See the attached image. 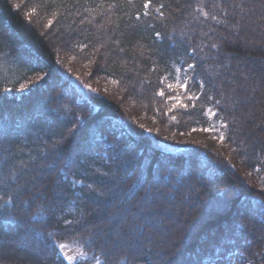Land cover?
Here are the masks:
<instances>
[{
    "label": "trees",
    "instance_id": "trees-1",
    "mask_svg": "<svg viewBox=\"0 0 264 264\" xmlns=\"http://www.w3.org/2000/svg\"><path fill=\"white\" fill-rule=\"evenodd\" d=\"M33 3L31 14L0 0V106H6L0 114V236L6 235L0 242V264H155V248L148 241L155 240L158 226L153 213L166 210L169 190L175 201L189 204L186 191L213 198L215 205L209 199L207 207L213 211L192 218L193 232L178 254L171 248L169 262L208 264L202 261L203 250L210 249L219 256L239 251L261 263L264 254L254 253L264 251L258 236L264 234V186L242 181L236 166L202 144L170 150V135L139 129L122 100L131 97L168 132L220 120L227 125L225 146L236 149L239 165L249 170L264 165V135L257 144L253 121L245 118L255 105V114L264 113V0ZM35 18L41 19L42 28ZM52 33L72 55V64L80 69L89 64V71L106 81L105 91L78 89L84 95L79 100L64 85L41 92L66 74L56 63ZM25 54L45 64L44 75L23 60ZM190 64L195 77L185 93V107L176 108L168 119L164 79ZM42 76L19 100L7 96L5 89L16 92L21 83ZM66 81L75 87L71 78ZM17 100L24 106L21 118L11 105ZM209 109L216 111L215 121ZM44 161L52 165L35 168ZM36 170L40 176H25L19 187L20 177ZM37 183L43 186L35 191ZM230 187L235 191L224 201ZM157 194L164 200H157V208L148 207L145 202ZM250 200L257 202L254 210L247 205ZM124 214L126 224L112 235ZM100 224L106 232L89 230ZM136 227L139 243L134 241L139 235L129 239L126 234ZM222 232L227 238L223 247L209 248L210 240H222ZM61 244L80 248L81 255L70 263Z\"/></svg>",
    "mask_w": 264,
    "mask_h": 264
},
{
    "label": "rangeland",
    "instance_id": "rangeland-1",
    "mask_svg": "<svg viewBox=\"0 0 264 264\" xmlns=\"http://www.w3.org/2000/svg\"><path fill=\"white\" fill-rule=\"evenodd\" d=\"M12 3L16 4L17 6H21L20 8L22 10H27V12H32L35 13V5H34V0H10ZM31 13V14H32ZM36 20H34L35 25H38L39 28H42V22L40 18H35ZM39 23V24H38ZM44 28V27H43ZM4 29L2 27H0V31H3ZM44 30V29H43ZM52 37H54L55 39V50H56V63L60 66H63V68L66 71L63 70L62 73L65 74L63 75V77L59 76L56 81L57 83H62V80L65 82L64 83V88H66V90L68 91V93L71 95H76V97L79 99H81L84 95L82 93H80L79 90H84L85 92L88 93H98L101 90H106V81L101 78L99 75L97 74H93L91 71H89L88 69V65L86 64L83 68H78V66H76V63L72 64V55H70L68 52H66L62 45L61 42H59V37L58 36H54L52 33ZM27 57H26V56ZM24 56H22L23 60H30V62L33 63V66H35V69H38L39 73H43V70L46 68L44 63H40L38 61V59L36 57H30V55L25 54ZM192 65V64H190ZM11 66V65H10ZM13 68V67H12ZM14 68H16V66H14ZM71 76H69V75ZM66 77L71 78L74 83H75V87L72 83H69L68 81H66ZM194 68H189V65L184 66V67H178L175 76L172 78H168L166 77L164 79V87L166 88L165 90V94H164V99L167 102V106H169L168 110L166 111V116L169 118H171V116L174 113V110L176 108L179 107H185V102H184V96L185 93L187 92V90L189 89L190 85L192 84V81L194 79ZM43 79L42 77H38L37 79H33L32 83L30 84H24L21 83L19 88L17 89L16 92H11L10 88L9 89H5L7 90V96L12 97L11 100L14 99H20L21 95L23 93H27L29 92L31 89H34V87H36V85L38 83L41 82V80ZM66 83H69L67 85H65ZM58 84V86H60ZM183 84H187V90H185L184 87H182ZM63 85V84H62ZM63 87V86H60ZM38 88V87H37ZM41 88V87H40ZM77 88V89H76ZM39 89V88H38ZM131 97H129V100L123 99L122 100V108H124L123 110H127L129 111L131 114L130 116L133 118L134 120V124L139 128V129H145L146 132L148 133H155V134H168L171 137V143H169V147L173 148L174 150H181L183 148H185L186 146H190L191 148H194L196 146H199L200 144L204 145L206 148H208V150L217 155L218 158L222 161H226L229 165H233L236 166L238 168L239 173H241V180H245V181H253L254 183H257L258 186L262 187L264 186V165H258L255 168H252L249 170V168H244L241 165H239V161L238 159H236V157L234 156V151L236 149L230 147V146H225L226 140V135H227V125L218 120L216 122L213 123L212 126H206V127H192L189 128L188 130H174L172 132H168L167 130H164V125L162 123H160L159 119L155 122V119H152L151 117H149L148 115L144 114V111L142 112L140 110V108L134 103H132V100L130 99ZM18 100L16 102L12 101L11 105L12 107H14V114L16 116H18L19 118L22 117L21 112H23V102L21 104V102H18ZM257 108L259 107L258 105H255ZM6 106H0V114L3 112V110L5 109ZM255 108L250 109L248 113H246L245 118L253 121L255 130L257 131V135L255 134V137L253 140H255L257 142V144L260 142L259 139H261V135H264V133H261V126L262 124H264V113L260 114L256 113L255 114V110L257 109ZM208 114L211 118L212 121H215L216 119V111H213L211 109H209ZM167 119V120H168ZM163 125V126H162ZM195 129V131H194ZM204 129H209V131H204ZM161 132V133H160ZM221 137H223V139H221ZM241 142V141H240ZM241 143H244V141H242ZM245 144V143H244ZM248 144V143H247ZM29 150H32L31 148H28ZM33 149L37 150V146H35ZM42 148H40L41 150ZM27 150V149H26ZM263 156V152L261 153ZM34 155V154H33ZM261 156V158H262ZM36 157V156H35ZM35 160V158L31 159ZM264 160L263 158L261 159V161ZM264 164V163H263ZM52 165V162H43V163H38L35 165L36 169H45L49 166ZM33 167V166H32ZM40 170H36L33 173H30L29 175H23V177H20V184L19 187L22 186V182L21 180H24V177L26 176V178L28 180L32 179V175L36 174L37 176H40L39 173ZM56 174V171H54V175ZM8 176V174H6ZM7 178V177H6ZM38 185L35 188V191H37V188L39 189L40 187L43 186L42 183H37ZM17 185V186H18ZM58 187H56L57 189ZM170 189L173 190V188L171 186H169ZM166 191L168 189H165ZM170 193H168V199L167 201H165L162 198L161 194H157L155 197L153 198H149L145 203L147 204L148 207H153V208H157V200L159 201H163L164 203L167 205L166 210H161L160 212H156L154 211L153 213V218L157 219L156 222H158V226L157 229H154V238L155 240L151 242V240H148L150 243H153L152 247L154 246L156 253L162 252L163 250H166L167 252V256L164 257L162 260H160L158 257L156 259H154L155 264H167V259L169 256H171V252L173 248L175 251V253L178 254L179 251L182 250V246H185V242L187 240V237L189 234H191L193 232V228H194V223L192 222V218H195V215L199 212H212V206L209 205L208 203L210 202V200H212L213 198H206L205 195H200V197L195 193H189V192H184V198H185V202H190L189 204H186L184 202L181 201H175L174 200V194L173 192H171L169 190ZM218 194V193H217ZM34 195V194H32ZM182 195V196H183ZM193 195V196H192ZM232 196V194H231ZM230 196L226 195V198L224 199V201L229 200ZM191 199V200H190ZM193 199V200H192ZM210 199V200H209ZM192 201H194V204H192ZM214 200L211 201V204L213 206L214 205ZM223 201V200H222ZM192 204V206H191ZM251 206L250 209L254 210L253 208H255V206L257 205L256 201H248L247 205ZM116 210V211H115ZM114 212L120 213V211L118 209H115ZM117 213H114L112 215H110V221H112V219H114L115 215ZM254 214H257V212L255 211ZM160 216V217H159ZM85 216H83L84 218ZM87 217V216H86ZM162 217H164V222L160 223L163 221ZM126 216L125 214L123 215V217L120 219V221H118L117 223V227L114 228L112 227L111 234L116 236L119 234L120 229H118V227L120 228V226L124 223L126 224ZM146 218V217H145ZM143 217V221L144 224L146 222V219ZM148 225V224H147ZM146 225V226H147ZM124 226V225H123ZM151 226H147V228H149ZM91 232H98L99 234L104 233L106 231L105 228L103 226H101V224L99 226H93V228L89 229ZM152 231V230H151ZM213 231H215V229H213ZM121 232V231H120ZM151 233V232H150ZM150 233L148 232V236L150 235ZM127 236L129 239H134V236H137V238L135 237L134 241H136L137 243H139V241H141L140 237H141V232L139 230L138 227L136 228H131V230L129 229V231L127 230L126 232ZM3 236H0V242H2L3 239L6 240V238L4 236H6L4 233L2 234ZM183 236V237H182ZM211 236V234H210ZM259 238H261V240L264 242V234L262 232L258 233ZM182 237V238H181ZM212 237V236H211ZM210 237V238H211ZM221 241H211L210 240V244H208V247H213V248H222L223 244L227 242V238L225 237V232L221 233ZM133 243H136L134 242ZM132 242V240H131ZM18 245V242H15ZM201 243V242H200ZM132 244V243H131ZM65 245V247L61 248V252L62 254L66 257V259L69 262H74L78 256L81 255V249L75 246H70L67 244H63ZM210 245V246H209ZM122 247V245H120ZM140 246V245H139ZM148 246V245H147ZM35 249L34 251H37L38 248H36V246H33ZM151 245L149 246L148 249H150ZM255 247V246H254ZM264 247V246H263ZM262 247V249H263ZM158 251V252H157ZM178 251V252H177ZM204 252H206V254L203 256L202 261L203 263H208V264H240V261H245L247 262V264H255V260L254 259H250L247 260V257L242 253V252H235V253H230L228 252L227 255H223V256H219L215 253V251L207 249V250H203ZM174 252V251H173ZM174 253V254H175ZM261 253L264 254L263 250H257L255 251L254 254L261 256ZM150 256V255H149ZM236 256H239V259L236 258ZM198 259V258H197ZM196 261V258L191 259V262ZM169 264H188L184 262H182V260H178L177 263H173L172 261L169 262ZM258 264H264V256L261 260V263L259 262Z\"/></svg>",
    "mask_w": 264,
    "mask_h": 264
},
{
    "label": "bare ground",
    "instance_id": "bare-ground-1",
    "mask_svg": "<svg viewBox=\"0 0 264 264\" xmlns=\"http://www.w3.org/2000/svg\"><path fill=\"white\" fill-rule=\"evenodd\" d=\"M62 76V75H61ZM60 76V77H61ZM63 77V76H62ZM69 82V81H68ZM64 81L62 80V83H58L60 86H63L64 85ZM70 83V82H69ZM68 83V84H69ZM58 84L57 83H53L52 85H49V86H47L48 88L47 89H42L41 90V92H44L45 90L46 91H48V90H51L53 87H56V86H58ZM63 84V85H62ZM59 86V87H60ZM61 88V87H60ZM170 148V147H169ZM184 149V148H183ZM183 149H181V150H183ZM170 150H174L173 148H170ZM43 175H44V173H43ZM156 188V187H155ZM235 191V189H234V187H230L229 188V190L227 191V196H230L231 197V194H233V192ZM163 223V222H162ZM158 252V251H157ZM152 257H153V259H156L157 257L160 259V260H162L164 257H166L167 256V252H166V250H163L162 252H160V254L159 253H156V251H154V253H153V255H151ZM170 260H173L172 259V257H168V259H167V264L169 263V261ZM185 261H186V263H189V261L188 260H183L182 262H184L185 263Z\"/></svg>",
    "mask_w": 264,
    "mask_h": 264
},
{
    "label": "snow or ice",
    "instance_id": "snow-or-ice-1",
    "mask_svg": "<svg viewBox=\"0 0 264 264\" xmlns=\"http://www.w3.org/2000/svg\"><path fill=\"white\" fill-rule=\"evenodd\" d=\"M157 36H159V34H157ZM189 68H195V65H189ZM182 87L185 88V90H187V84H183ZM160 95H163V92L159 93ZM219 103V102H217ZM195 131V129H194ZM204 131H209V129H204ZM221 139H223V137H221ZM61 248L65 247V245L61 244L60 245Z\"/></svg>",
    "mask_w": 264,
    "mask_h": 264
}]
</instances>
